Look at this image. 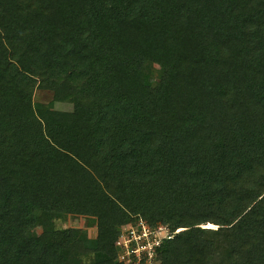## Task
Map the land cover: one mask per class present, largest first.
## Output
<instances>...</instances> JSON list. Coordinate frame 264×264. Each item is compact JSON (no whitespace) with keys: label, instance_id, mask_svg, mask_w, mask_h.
<instances>
[{"label":"trees","instance_id":"obj_1","mask_svg":"<svg viewBox=\"0 0 264 264\" xmlns=\"http://www.w3.org/2000/svg\"><path fill=\"white\" fill-rule=\"evenodd\" d=\"M133 220L150 263L264 264V0H0V264H126Z\"/></svg>","mask_w":264,"mask_h":264},{"label":"rangeland","instance_id":"obj_2","mask_svg":"<svg viewBox=\"0 0 264 264\" xmlns=\"http://www.w3.org/2000/svg\"><path fill=\"white\" fill-rule=\"evenodd\" d=\"M148 65L147 66L145 65V68H144L145 75L148 78L159 77V75L161 73L159 67L157 65H154V64H148ZM52 98H53V93L50 90L42 89V88H35V90L33 91L32 99L34 102L42 103V104H48L51 102ZM55 107H56V109L60 108L58 105H56ZM49 217H52V216H50V214H44V216L41 217V226L37 227L34 230L35 234H38V233H40V231H42V228L46 225ZM53 220L55 221V223L58 227H60L62 229L72 228L77 232V234L79 236H84L87 239L91 240V243L95 239L96 225H95L94 217L84 216V215H73V214H66V215H61V214L55 215L54 214ZM138 222H139L138 220H133V221H129L127 223H124L120 227V233L123 230V228H125V226H127L128 224L136 225ZM204 227L215 228L216 226L213 224H206V225H204ZM119 236L120 235H118L117 239L114 242L115 250L117 251V259L118 260H122V261L126 262V264H128V263L129 264H153V262L150 263V261L147 259L146 260H140L139 258L133 257L131 255H129L128 257H122L123 255L120 256L119 251L121 250V245H119V243H117V241L119 240ZM92 253L93 252L91 249H87L83 252L87 261H89L90 258H88V257L91 256ZM87 254H88V256H86ZM121 258H123V259H121ZM87 261H86V263H87ZM75 264H78V262L76 261Z\"/></svg>","mask_w":264,"mask_h":264},{"label":"built area","instance_id":"obj_3","mask_svg":"<svg viewBox=\"0 0 264 264\" xmlns=\"http://www.w3.org/2000/svg\"><path fill=\"white\" fill-rule=\"evenodd\" d=\"M170 237L167 227L158 225L150 228L144 221H139L136 225L128 224L120 233L117 243L121 245L120 256L129 255L137 258L145 256L150 260L155 247L159 246L161 240ZM123 259V258H121Z\"/></svg>","mask_w":264,"mask_h":264}]
</instances>
